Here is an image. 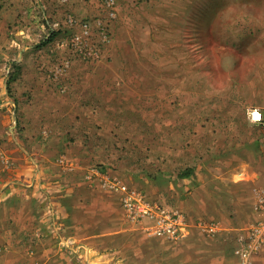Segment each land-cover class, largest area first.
Instances as JSON below:
<instances>
[{
    "label": "crops",
    "instance_id": "1",
    "mask_svg": "<svg viewBox=\"0 0 264 264\" xmlns=\"http://www.w3.org/2000/svg\"><path fill=\"white\" fill-rule=\"evenodd\" d=\"M113 11L102 0H0V245L41 214L64 221L96 263L240 264L224 237L229 213L245 233L264 220V124L246 113L264 116V27L250 51L229 4L115 0ZM83 24L97 58L69 45ZM110 179L173 196L186 236L129 221ZM198 219L221 230L205 235ZM60 247L42 240L29 264H69ZM259 252L251 264H264ZM19 257L4 250L0 264Z\"/></svg>",
    "mask_w": 264,
    "mask_h": 264
},
{
    "label": "built area",
    "instance_id": "2",
    "mask_svg": "<svg viewBox=\"0 0 264 264\" xmlns=\"http://www.w3.org/2000/svg\"><path fill=\"white\" fill-rule=\"evenodd\" d=\"M102 2L109 14L113 16L115 14L113 11L115 0H102ZM66 22L70 26L76 25V19L71 14L66 16ZM82 26L80 33L71 35L69 45L82 53L85 59L97 58L99 56L97 46L95 48L92 45L88 46L82 38L84 35H90V30L87 28V24ZM103 27L101 39L106 43L111 39V32L108 31L107 26L104 25ZM68 60L69 58L59 64V74L65 71L64 68L68 64ZM246 113L250 122L264 124V116L260 109L250 107ZM257 115L259 119L256 118ZM107 182L111 189L121 194V204L129 221L141 223L144 219H149L154 233L166 235L173 241H178L186 236L188 219L183 211L159 200L150 199L142 190L130 187L117 179H110ZM261 206L264 207V201H262ZM198 226L208 235H213L221 230L219 224L214 221H200ZM233 240L236 243L234 253L239 257L240 264H249L251 258L259 252L264 244V221L257 222L249 233L237 231Z\"/></svg>",
    "mask_w": 264,
    "mask_h": 264
},
{
    "label": "rangeland",
    "instance_id": "3",
    "mask_svg": "<svg viewBox=\"0 0 264 264\" xmlns=\"http://www.w3.org/2000/svg\"><path fill=\"white\" fill-rule=\"evenodd\" d=\"M200 2V0H199ZM201 3L205 4H229L232 7H236L238 9V12H235V17H233V31L234 34L242 33L244 35H247L246 37H242L246 41H248V46L250 47V51H256L257 46V31L255 32V28L264 27V0H201ZM218 21V20H217ZM217 26L220 29V31H223L224 29V23L223 22H217ZM229 25H227L228 27ZM112 33V32H111ZM113 37V33H112ZM259 37V36H258ZM241 46L238 47L240 49ZM159 200L160 202L164 204L171 205L179 210H181L177 205L175 198L167 193H161L159 197L152 198ZM182 211V210H181ZM185 213V212H184ZM186 214V213H185ZM229 225L225 228V238L228 243H230V247L233 248L235 246V241L233 240L234 234L237 233V231H242L241 227H243V223L239 221V218H236L235 211H231L229 213ZM55 220L48 219L45 216H42L41 214H37L34 220L28 221L26 225L22 227H17V225L14 223L13 225L16 227L14 229V234L16 236L12 237V240L10 243L5 242L2 246L0 245V254L4 250L8 249H14L17 251V253L20 255L19 258L22 257L24 264H29L30 261V254L35 246H38V244L47 238H51L54 240L55 244H59L61 247L60 250L64 259L67 260V263L69 264H102V263H96L92 261V256L89 255L88 251H83L84 248L80 247V244L77 243L75 238L71 234L66 233V226L64 224V221H58V223L54 222ZM200 221H214L219 224V221L217 220H210V219H198L197 225ZM261 221V219H258L256 221H251L250 225L251 228L249 229V232L251 231L252 227L257 224V222ZM264 221V220H262ZM54 222V223H53ZM57 222V221H56ZM249 225V226H250ZM248 226V227H249ZM219 227L221 228L220 224ZM16 232V233H15ZM246 232V233H249ZM205 235H208L205 233ZM172 242H176L171 240ZM179 241V240H178ZM234 246H231L233 245ZM10 245L9 247H7ZM24 253V254H23ZM258 252L257 254H259ZM29 256H26V255ZM255 254L252 258L249 264H251L252 259L257 255ZM26 259H25V258ZM115 261V260H114ZM117 263V261H116ZM253 263V262H252ZM103 264H115L112 262H105Z\"/></svg>",
    "mask_w": 264,
    "mask_h": 264
},
{
    "label": "snow or ice",
    "instance_id": "4",
    "mask_svg": "<svg viewBox=\"0 0 264 264\" xmlns=\"http://www.w3.org/2000/svg\"><path fill=\"white\" fill-rule=\"evenodd\" d=\"M256 118L259 119V116L257 115Z\"/></svg>",
    "mask_w": 264,
    "mask_h": 264
}]
</instances>
